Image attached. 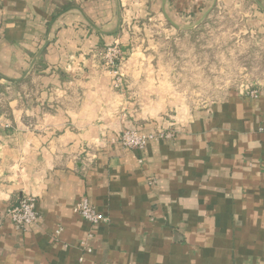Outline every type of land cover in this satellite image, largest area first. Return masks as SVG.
I'll return each mask as SVG.
<instances>
[{
    "label": "crops",
    "instance_id": "obj_1",
    "mask_svg": "<svg viewBox=\"0 0 264 264\" xmlns=\"http://www.w3.org/2000/svg\"><path fill=\"white\" fill-rule=\"evenodd\" d=\"M263 9L0 0V264H264V85L198 100L174 70L205 74L190 37L217 19L261 33ZM113 46L121 91L102 66ZM124 130L172 136L129 150ZM23 195L39 220L20 231L6 210ZM83 199L107 222L75 213Z\"/></svg>",
    "mask_w": 264,
    "mask_h": 264
},
{
    "label": "rangeland",
    "instance_id": "obj_2",
    "mask_svg": "<svg viewBox=\"0 0 264 264\" xmlns=\"http://www.w3.org/2000/svg\"><path fill=\"white\" fill-rule=\"evenodd\" d=\"M215 22L211 30L202 29L189 40L196 48L200 44L206 46L197 48V53H210L205 58V74L193 77L199 69L187 67L183 72L174 65L177 89L187 96L204 100L218 97L217 93L228 87H243L249 89L246 94L251 97L258 86L264 85V31L251 36L241 33L231 20L217 19ZM185 54L194 53L186 51ZM183 76L186 79L183 80Z\"/></svg>",
    "mask_w": 264,
    "mask_h": 264
},
{
    "label": "built area",
    "instance_id": "obj_3",
    "mask_svg": "<svg viewBox=\"0 0 264 264\" xmlns=\"http://www.w3.org/2000/svg\"><path fill=\"white\" fill-rule=\"evenodd\" d=\"M120 58L121 53L116 46L106 48L101 57L103 68L110 71L113 75V88L115 91H121L123 87V78L117 70ZM256 94L257 92L253 91L250 96L256 98ZM171 136V132L140 135L134 131L124 130L119 135L118 142L126 149L140 150L145 146L147 141L170 138ZM35 204L36 200L34 197L23 195L16 203L9 206L6 210V217L16 230L25 231L27 228L37 224L39 214L35 209ZM73 211L91 227L107 222V218L98 213L97 210L93 206H90L85 199L80 201ZM82 244L85 245V242ZM88 251L89 250L87 249V252Z\"/></svg>",
    "mask_w": 264,
    "mask_h": 264
},
{
    "label": "water",
    "instance_id": "obj_4",
    "mask_svg": "<svg viewBox=\"0 0 264 264\" xmlns=\"http://www.w3.org/2000/svg\"><path fill=\"white\" fill-rule=\"evenodd\" d=\"M260 6V5H259ZM261 7V6H260ZM262 8V7H261ZM264 10V9H263Z\"/></svg>",
    "mask_w": 264,
    "mask_h": 264
}]
</instances>
